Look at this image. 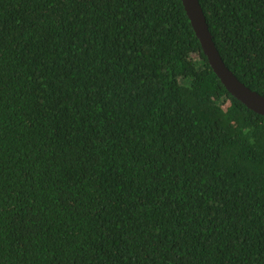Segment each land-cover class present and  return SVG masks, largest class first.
Returning <instances> with one entry per match:
<instances>
[{"label": "trees", "instance_id": "trees-1", "mask_svg": "<svg viewBox=\"0 0 264 264\" xmlns=\"http://www.w3.org/2000/svg\"><path fill=\"white\" fill-rule=\"evenodd\" d=\"M264 95V0H200ZM0 264H264V115L182 0H0Z\"/></svg>", "mask_w": 264, "mask_h": 264}, {"label": "water", "instance_id": "water-1", "mask_svg": "<svg viewBox=\"0 0 264 264\" xmlns=\"http://www.w3.org/2000/svg\"><path fill=\"white\" fill-rule=\"evenodd\" d=\"M204 54L226 89L248 108L264 115V95L251 89L227 66L210 31L200 0H182Z\"/></svg>", "mask_w": 264, "mask_h": 264}]
</instances>
